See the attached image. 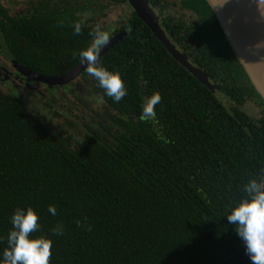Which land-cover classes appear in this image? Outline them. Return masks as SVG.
<instances>
[{"label": "trees", "instance_id": "1", "mask_svg": "<svg viewBox=\"0 0 264 264\" xmlns=\"http://www.w3.org/2000/svg\"><path fill=\"white\" fill-rule=\"evenodd\" d=\"M92 1L40 0L22 19L0 6L9 51L44 75L67 71L81 61L79 52L93 34L79 15ZM206 4L211 30L200 26L199 39L211 40L216 55L200 66L210 71L214 90L157 39L143 63L138 49L129 52L137 43L133 36L145 35L133 14L132 33L96 62L120 73L127 95L114 103L82 72L91 77L94 95L103 97L107 118L94 117L68 140L60 133L53 140L23 94L0 91V254L13 212L31 208L39 228L30 235L51 239L50 264H251L226 215L245 197L250 178L264 179V100ZM184 31L174 35L186 41L192 29ZM188 43L187 53L190 47L201 52ZM154 92L161 97L155 117L143 120L142 105ZM248 103L258 107L257 115L246 110ZM57 226L62 234L54 233Z\"/></svg>", "mask_w": 264, "mask_h": 264}, {"label": "flooded vegetation", "instance_id": "2", "mask_svg": "<svg viewBox=\"0 0 264 264\" xmlns=\"http://www.w3.org/2000/svg\"><path fill=\"white\" fill-rule=\"evenodd\" d=\"M78 1L81 2L83 0ZM205 1L206 0H147V3L155 13L157 22L170 44H172L176 48V50H178L181 55L185 57L188 63L206 72L211 84H216L214 80L210 79V71L200 66V61L204 60L205 57L208 60H214L213 56L212 58L210 57L211 55H216V52L213 54L211 53L212 44L209 43V41L211 42V40H208V38H205V36L200 38L201 40L199 39L202 34V32L200 31V26H205L206 29L211 30V26L206 24L209 23L208 18L210 15L209 9L206 4L207 1ZM38 2H40V0H32L25 11L16 15L9 12L7 7H5V5L3 4L2 0H0V6L6 11L9 16L22 19L32 13V3L36 4ZM92 3L94 5L93 7L87 8L84 10V12L79 13L80 17H83L82 21L80 19V23L82 25L84 23V25L88 28V32L90 31L93 33H90L92 34V36H89V40L87 41L88 46L91 43L93 35L97 30L109 31V43L113 40H116L115 44H117L125 37H128L130 35V32L132 33L133 30L132 26L130 25V22H133V20L131 19L133 14H135L136 17H138L143 22L144 25L142 24V26H139L143 31L142 34L145 35L140 39H138L136 36H133L135 40L133 39L131 41H136L137 43L134 44V48L130 49L129 52L135 53L138 49V56H142L140 60L143 63L145 61V54L147 53L146 47H152L150 45V41H152L153 38L159 40V42L163 45L162 41L154 35V32L138 16L136 10L130 4L129 0H94V2L92 1ZM121 5H125V9L122 12L123 18H119L117 20L115 19L114 24L109 20L105 22L104 20L106 19L108 13L107 10L109 9L111 11L115 7ZM91 8H94V10H92ZM92 14H94V20L87 21V19H89ZM0 16L2 17L1 14ZM85 21H87V24L85 23ZM9 23L12 24V22ZM48 25H50V23L46 22L44 24V27H42L43 30H47ZM185 29L187 30V32L189 29H192V32L188 33L191 39L187 36V40L183 41L180 40L179 36L176 37L174 35H178L179 31H181L182 35H186V32L184 31ZM208 35L210 37L211 32L208 33ZM192 39H195L196 42ZM189 40H191L192 43L197 44L195 45V47L201 46V52L195 51L194 48L190 47L192 54L187 53L185 47ZM218 50L220 51V49ZM185 53H187V55ZM15 62L33 72L39 73L17 61L12 52L9 51L7 42L5 40V34L2 31L0 23V91L4 93H13L16 91L19 94H23L25 105L29 103L31 114L33 113L41 118L42 122L45 123L46 131H44L49 134L53 140L57 139L56 135L58 133H60L59 135H63V139L68 140L71 133L78 132L79 126H87L89 124V121L91 123H94V113L87 111V116L85 117L86 123L79 125L77 119L73 118L75 114L73 113L72 109V106L74 105L81 113L85 112L87 106H90V104L94 105V100H92L91 97H94L95 92L91 77H88V75H83L81 72L77 76V80H71V82L68 84L50 85L39 80L28 78V76L19 72ZM80 62L81 61H79L77 64H79ZM76 65H74L73 67H75ZM73 67H71L67 71L61 72L60 74L68 72ZM220 69H217V71L220 73L223 72L224 74L225 69L222 67ZM213 73L217 75V73ZM140 81H142V90L145 93V90L147 89V80L145 78H141ZM217 93L223 96L225 99H228L224 93L220 91H217ZM145 96L147 98V94H145ZM221 102L225 103L222 100ZM61 111H63L62 115H60ZM52 130H54V132H52Z\"/></svg>", "mask_w": 264, "mask_h": 264}, {"label": "clouds", "instance_id": "3", "mask_svg": "<svg viewBox=\"0 0 264 264\" xmlns=\"http://www.w3.org/2000/svg\"><path fill=\"white\" fill-rule=\"evenodd\" d=\"M257 10L264 16V0H255ZM74 34L81 32L79 22L72 25ZM110 41L109 31L97 30L88 47L79 52L81 63L86 65L87 73L93 77L98 86L103 89L104 96L114 103L120 102L127 89L116 71H109L103 66L97 67V57L100 51ZM264 47V42L257 44ZM96 104L104 102L103 97H91ZM161 101L160 94L154 92L142 105L141 119L155 117L154 108ZM245 197L226 215L227 223L234 226L237 236L244 244L245 253L251 264H264V179L250 178L243 186ZM48 212L56 214L54 206L48 207ZM11 230L7 234V247L0 254V264H50L51 239L31 237V233L39 228L38 215L31 208L16 209L11 218ZM54 233L62 234V228L57 226Z\"/></svg>", "mask_w": 264, "mask_h": 264}, {"label": "water", "instance_id": "4", "mask_svg": "<svg viewBox=\"0 0 264 264\" xmlns=\"http://www.w3.org/2000/svg\"><path fill=\"white\" fill-rule=\"evenodd\" d=\"M210 5L225 39L234 52L236 59L242 65L255 90L264 100V47L258 48L257 44L264 42V16L257 10L255 0H206ZM138 16L160 39L172 56L184 65L187 70L209 89L211 83L208 75L202 69L188 63L183 55L176 50L167 40L161 30L155 13L149 7L147 0H129ZM116 40L108 43L99 53L97 60L105 54ZM19 72L30 79L39 80L47 84L64 85L75 79L86 70V65L81 62L66 73L60 75H44L33 72L26 67L17 64Z\"/></svg>", "mask_w": 264, "mask_h": 264}, {"label": "rangeland", "instance_id": "5", "mask_svg": "<svg viewBox=\"0 0 264 264\" xmlns=\"http://www.w3.org/2000/svg\"><path fill=\"white\" fill-rule=\"evenodd\" d=\"M32 0H2L3 4L5 5V7H7V9L9 10L10 13L16 15L18 13H22L23 11H25L27 9V7L29 6V3ZM125 9V5H121L118 7H115L113 10H107V16L106 19L104 20L105 22H107L108 20L111 21L114 24L115 19H119V18H123V10ZM128 9V8H127ZM78 77H76L73 80H77ZM8 79V78H6ZM72 80V81H73ZM210 81V80H209ZM71 82V81H70ZM69 82V83H70ZM211 83V82H210ZM68 84V83H66ZM211 88H214V85H211ZM216 95L218 98H220L222 101L225 102V104H228L227 99H225L223 96H221L220 94H218L216 92ZM98 96V95H97ZM94 97H96V95H94ZM73 109V113L76 115L73 116V118H76L78 121V124H85L86 123V119L85 117L87 116L86 112L90 111L91 113H94V117H97L96 121L102 119V118H107L108 115H110V110L107 108V105L102 103V104H96L94 102V105L90 104V106H87V109L85 110V112H81L78 111V108H76L74 105L72 106ZM246 110L254 115H257L259 112V109L257 106H255L253 103H248L246 104ZM63 111H61L62 115Z\"/></svg>", "mask_w": 264, "mask_h": 264}]
</instances>
